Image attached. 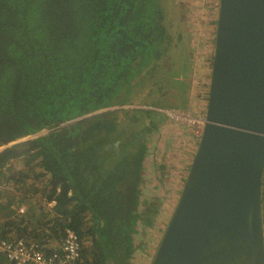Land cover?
Wrapping results in <instances>:
<instances>
[{
	"label": "trees",
	"instance_id": "obj_1",
	"mask_svg": "<svg viewBox=\"0 0 264 264\" xmlns=\"http://www.w3.org/2000/svg\"><path fill=\"white\" fill-rule=\"evenodd\" d=\"M160 1L0 0V149L48 130L0 150V237L51 253L71 229L83 264H131L138 225L153 227L159 211L141 212L140 195L170 121L161 110L189 104L190 65L171 75L189 43L173 42ZM262 214L264 228V173Z\"/></svg>",
	"mask_w": 264,
	"mask_h": 264
},
{
	"label": "water",
	"instance_id": "obj_2",
	"mask_svg": "<svg viewBox=\"0 0 264 264\" xmlns=\"http://www.w3.org/2000/svg\"><path fill=\"white\" fill-rule=\"evenodd\" d=\"M215 46L199 148L152 264H264V0H220Z\"/></svg>",
	"mask_w": 264,
	"mask_h": 264
},
{
	"label": "rangeland",
	"instance_id": "obj_3",
	"mask_svg": "<svg viewBox=\"0 0 264 264\" xmlns=\"http://www.w3.org/2000/svg\"><path fill=\"white\" fill-rule=\"evenodd\" d=\"M160 5L166 15H170L167 25L169 31L167 29V32L172 31L173 42H179L178 35H182L188 41L190 48L188 51L190 59L188 57L184 59L178 58L175 60V65H173L174 63L171 65V75L174 77L179 75V69L184 68L187 70L190 65V70L186 71L188 77L182 79L188 86L190 85L188 108L176 111L189 113L196 119L206 117L216 48L215 38L219 22L220 0H161ZM149 25L155 26V20H149ZM184 43V48H188L185 40ZM162 47L160 43L156 46V48ZM179 86L180 82L174 85L170 83L168 89L175 90ZM154 97L155 104L164 102V99L160 98V96L154 95ZM134 100L139 101L138 98ZM113 109H116V107L104 108L91 114L83 115L76 120ZM166 110L162 109L161 111L164 112ZM178 114L180 115V113ZM183 117L185 118V116ZM72 120L66 124L71 123ZM46 132L43 131L42 133H36L27 138L14 141L10 146L40 136ZM196 132V125L188 124V122H183L180 119H170L167 124L160 128V132L151 144L144 164L140 211L143 212L146 208L154 207V205L159 208V211L153 227L138 225L134 241L137 248L131 255V264H152L154 260L165 231L179 203L191 165L199 148L201 137H198ZM12 167L21 171L30 168L24 164L20 167H18V164H14ZM16 171L13 173H16ZM6 191L8 192V190ZM8 194L15 196L14 193L8 192Z\"/></svg>",
	"mask_w": 264,
	"mask_h": 264
},
{
	"label": "built area",
	"instance_id": "obj_4",
	"mask_svg": "<svg viewBox=\"0 0 264 264\" xmlns=\"http://www.w3.org/2000/svg\"><path fill=\"white\" fill-rule=\"evenodd\" d=\"M164 113L172 120L180 119L188 124L196 125L197 136H202L206 117L196 119L189 113L176 110H166ZM82 252L80 239L71 229L66 230L63 243L51 253H46L39 244L24 238L0 237V264H83Z\"/></svg>",
	"mask_w": 264,
	"mask_h": 264
}]
</instances>
